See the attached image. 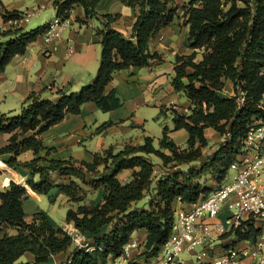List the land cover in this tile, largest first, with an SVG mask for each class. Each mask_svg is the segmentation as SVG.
Instances as JSON below:
<instances>
[{
  "label": "trees",
  "instance_id": "trees-1",
  "mask_svg": "<svg viewBox=\"0 0 264 264\" xmlns=\"http://www.w3.org/2000/svg\"><path fill=\"white\" fill-rule=\"evenodd\" d=\"M101 0H55L56 15L70 17L81 7L87 17H97ZM138 8L131 38L113 28L119 14L103 15L101 63L94 80L79 91L58 90L57 100L43 99L31 93L16 115L0 112V134H10L0 147V158L8 155L11 168L23 166L39 175V181L27 184L38 194L50 195L59 189L71 199L76 198L78 185L57 184L52 173L79 179L95 189L103 190L102 201L68 208L66 221L85 239L76 244L75 236L63 227H55L46 213L37 212L31 222L25 218L27 187L11 181L0 191V227L12 229L0 237V264H107L123 254L124 246L139 231L146 232L142 258L157 256L169 239L178 206H187L201 196L209 195L227 179L232 164L243 152V138L250 123L259 115V102L264 93V0H190L185 25L189 26L188 45L191 54H177L173 86L184 92L194 105L190 112L172 109L174 128L163 129L159 147L152 137L143 144L127 145L119 151L113 148L94 154V160L49 159L55 148L46 146L38 137L68 114L80 113L87 102H94L103 112L123 105L115 90L107 88L115 73L132 67H146L162 61L163 56L150 49V42L177 16V7L168 0H121ZM7 22L21 19L22 12L3 11ZM49 23L31 30L12 26L0 30V74L16 55L24 54L28 45L41 37ZM197 50H203L197 60ZM233 84L234 94L223 96L225 82ZM245 91L244 101L239 102ZM113 122H104L100 130ZM207 128L217 131L223 141L209 154ZM185 129L187 146L180 147L170 136L171 131ZM33 152L30 160L20 157ZM150 155L159 157L166 172L158 179ZM183 163H201L188 175L177 170ZM131 170V178L123 182L119 175ZM197 170V171H195ZM210 171L215 186H204L200 177ZM0 174L2 170L0 168ZM145 201L144 204L139 203ZM261 230L250 226L246 232L237 230L239 240L258 236ZM228 233L223 237H229ZM70 252L56 263L52 257ZM31 260L22 261L25 254Z\"/></svg>",
  "mask_w": 264,
  "mask_h": 264
},
{
  "label": "crops",
  "instance_id": "crops-1",
  "mask_svg": "<svg viewBox=\"0 0 264 264\" xmlns=\"http://www.w3.org/2000/svg\"><path fill=\"white\" fill-rule=\"evenodd\" d=\"M54 1L0 0V30L12 27L3 18L4 9L22 12V18L16 26L27 30L30 18L38 15L42 10H50L53 18L56 16ZM171 2L172 0L169 5L172 4ZM97 12V17L90 18L86 16L83 8H76L71 15V25L67 27L60 41L46 45L42 37H39L28 45L24 54L16 55L12 59L0 74L1 113L14 111V114H18L31 93H37L43 99L57 100L59 98L58 90L66 93L76 92L94 80L101 63L102 44L97 31L103 28V15L119 14L118 19L113 22V28L125 37L131 38L138 8L126 6L121 0H101L97 5ZM177 15H180L179 11ZM176 18L150 42V49L153 52H159L163 56L162 61L155 62L150 66L132 67L115 73L107 91L115 90L118 93L123 99L121 107L103 112L94 102H87L83 105L80 113L66 115L62 121L52 125L38 136L46 146L55 148V151L49 155V159H74L91 162L96 153H101L109 148L119 151L127 145L138 146L144 143L146 137H152L155 146L159 147L164 127L168 126L171 130L174 128L172 109L188 113L194 107L185 93L177 91L173 86L176 55L193 52V49L188 45L189 26L183 24V19L179 21ZM233 94V84L226 81L223 96L230 97ZM169 116L172 119V124L162 120ZM108 121L114 124L100 130V125ZM206 134L209 146L215 143L214 150L224 139L213 128H207ZM170 135L177 144L183 147L187 146L188 133L185 129L171 131ZM9 138L10 134H0V147L5 145ZM44 154L43 151L39 155ZM39 155H34L29 151L23 154L20 159H31ZM8 157L5 155L1 158L6 162ZM149 158L155 164V179H158L166 172L167 168L163 167L159 157L150 155ZM2 165V171L7 170L9 175L4 177V180H8V182H2L1 186L3 187H0V191L4 190L11 181L26 186L27 190L29 189L27 184L29 179L39 181V175H34L27 167L11 168L6 163H2ZM131 173V170H125L119 175V178L126 182L131 178ZM4 174L6 172L2 173V175ZM2 175L0 174V177ZM29 192L30 190H28ZM35 194L36 197L30 192L29 199L24 204L27 221L31 219L28 217L26 204L28 205V201L32 199L31 210L34 211L32 215L44 212L55 227H63L75 237L85 239V236L80 235L73 224L67 223L66 220L62 225L57 223L36 202L37 197L42 199L43 196L49 195L37 192ZM98 194L102 197L103 190H98ZM144 202L143 200L139 204L142 205ZM6 233L14 234L15 231L0 227V237ZM145 238V231H139L133 235L139 248L132 253L131 257L135 256L141 247L143 248L142 244ZM69 253H60L53 256L52 259H55L56 263H60L67 258ZM31 259H33L32 255L28 253L21 258L22 261Z\"/></svg>",
  "mask_w": 264,
  "mask_h": 264
},
{
  "label": "built area",
  "instance_id": "built-area-1",
  "mask_svg": "<svg viewBox=\"0 0 264 264\" xmlns=\"http://www.w3.org/2000/svg\"><path fill=\"white\" fill-rule=\"evenodd\" d=\"M19 20L7 23L15 27ZM70 25L71 16L56 15L41 36L45 44L60 41ZM240 94L242 103L246 92ZM259 109L243 138V152L225 182L209 195L178 208L169 239L157 256L143 258V264H264V93ZM250 226L261 233L239 240L237 230L246 232ZM228 233L232 235L223 240ZM138 248L132 239L115 263H127Z\"/></svg>",
  "mask_w": 264,
  "mask_h": 264
},
{
  "label": "rangeland",
  "instance_id": "rangeland-1",
  "mask_svg": "<svg viewBox=\"0 0 264 264\" xmlns=\"http://www.w3.org/2000/svg\"><path fill=\"white\" fill-rule=\"evenodd\" d=\"M168 1L170 3L171 0H168ZM189 2H190V0H172V2H171L172 4L170 5L171 7H177L178 8L177 9V14H178V11H179L180 15H177L176 19L179 20V21H181L183 19V21H182L183 24H185V20H186L185 14H186V10L189 7ZM52 18H53V15H52V12L50 10H42V11H40V13L38 15H34V16H32L30 18L29 26H28L27 30H31V29L37 28L38 26L44 25V24L50 22V20ZM197 52H198L197 59L201 60L202 56H203V50H197ZM13 112L14 111L6 112V113L9 114V115L10 114L16 115ZM162 120L164 122L168 123V124H172V119H171L170 116L166 117V118H163ZM179 146L184 148L181 145H179ZM214 147H215V143H213L208 148H206L205 149V153L209 154L212 150H214ZM30 154L32 155V153H30ZM22 160L26 161V160H30V158H28V159L22 158ZM0 161H1L0 162V168H1V166H3L2 163L4 164L6 162L3 160V158H0ZM200 164L201 163H190V164L183 163V164H181V166H179L177 168V170L182 171L183 174H185V175H188L189 172L192 171L191 169H193V168L199 170L200 169ZM197 170H195V171H197ZM3 172H6V174H4V175L1 174L2 177H0V187H3V186H1L3 181L5 183L8 182V180H4V177L8 176L9 173L7 172V170L2 171V173ZM15 177H16V175H15ZM49 178H50V180H52L53 182H55L57 184H71V181L75 180V182L78 185V190H77V194H76V198H78V200L71 199L70 197L65 195L63 192H60L59 189L53 190V192L49 196H47V197L43 196L42 199H40V197L36 198L37 199L36 202L41 206V208L44 211L48 212L56 220V222L61 224V225L64 224V222L66 220V215H67L68 208L77 209L79 207V205H82V204L94 205V204L102 201V199H103V196L102 197H101V195L99 196L98 189H95L92 186H89L87 183H85V182H83V181H81L79 179L70 178V177H67V176H62V175H60L58 173H52ZM200 182L204 186H206V185L207 186L208 185L209 186H215L216 185V182L213 179L212 173L210 171H205L202 174V176L200 177ZM28 190H30V192H32L34 194V196L36 197V194H35L36 192L33 189H31L30 186H29ZM32 205H33V200L30 199V201H28V205L26 204L28 217H29V219H31L28 222L32 221L33 216L35 214L34 213L32 215V213L34 212L33 210H31V206ZM179 206L181 208L186 207V206H183L182 204H180ZM31 215H32V217H31ZM75 238L78 241H82L83 240L82 237H75ZM227 239H228L227 237H223V240L226 241ZM77 240H75L76 244H78ZM143 251H144V248L141 247V249H139L137 251V253H135V256H132L133 258L131 257V259L127 263H123V264H143L144 263L143 260H142L143 258L141 257ZM134 260H136V261H134ZM113 261H114L113 259L112 260L109 259V261H107V264H116Z\"/></svg>",
  "mask_w": 264,
  "mask_h": 264
}]
</instances>
